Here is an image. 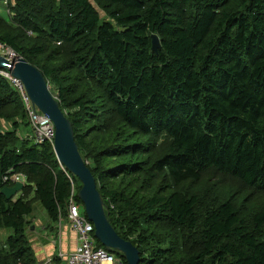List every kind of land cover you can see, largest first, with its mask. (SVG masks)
Returning a JSON list of instances; mask_svg holds the SVG:
<instances>
[{"label":"trees","instance_id":"16d2710c","mask_svg":"<svg viewBox=\"0 0 264 264\" xmlns=\"http://www.w3.org/2000/svg\"><path fill=\"white\" fill-rule=\"evenodd\" d=\"M14 2L0 42L49 82L140 264H264V209L173 189L214 172L264 194V0ZM27 123L0 74V264H40L34 205L59 224L77 185L52 146L19 137ZM10 172L27 183L9 200Z\"/></svg>","mask_w":264,"mask_h":264},{"label":"water","instance_id":"95a60500","mask_svg":"<svg viewBox=\"0 0 264 264\" xmlns=\"http://www.w3.org/2000/svg\"><path fill=\"white\" fill-rule=\"evenodd\" d=\"M152 40V50L158 53L161 49L159 36L153 35ZM0 71L8 72L13 78L19 79L25 85L35 109L53 122L56 129L54 153L58 162L81 181L82 187L77 196L84 205L86 216L95 226L97 241L109 252L122 255L127 264H140L138 248L130 241L121 238L111 225L96 179L76 144L73 125L51 93L49 82L43 73L21 56L9 60L1 55ZM24 188L25 184L17 183L13 187L2 189L1 194L10 200Z\"/></svg>","mask_w":264,"mask_h":264},{"label":"built area","instance_id":"2783aa9c","mask_svg":"<svg viewBox=\"0 0 264 264\" xmlns=\"http://www.w3.org/2000/svg\"><path fill=\"white\" fill-rule=\"evenodd\" d=\"M0 55L10 60L20 57L2 42H0ZM0 74L9 80L12 87L20 96L26 119L32 128V135L30 138L36 145H50L54 147L56 129L53 122L35 109L25 85L19 79L13 78L10 73L5 71H0ZM59 165L66 174H70L61 163H59ZM70 181L72 183V191L68 203L67 218L70 229L76 235L77 246L70 253L60 252L57 258L65 259L67 264H124L122 257L109 252L106 248L100 247L97 244L95 226L84 213L81 214V207L76 199V184L71 177ZM4 183L8 184L7 187H13L17 183L26 185L27 177L22 173L15 174L10 172L4 177ZM62 221V218H60L58 222L59 225L62 224ZM52 261L53 259L51 258L45 263L51 264Z\"/></svg>","mask_w":264,"mask_h":264},{"label":"rangeland","instance_id":"374dc122","mask_svg":"<svg viewBox=\"0 0 264 264\" xmlns=\"http://www.w3.org/2000/svg\"><path fill=\"white\" fill-rule=\"evenodd\" d=\"M12 125L13 124L11 122V125L9 127H11ZM2 126L8 127V125H6L5 123H2ZM23 126L29 127L28 123ZM19 134L21 135L19 137L30 136V135L24 136L22 133H19ZM80 185H81V181L77 178V185L75 186L76 191H78V187H80ZM173 189L179 190V191L187 190L192 194H201L203 196L209 195V194L212 196L217 195L220 198H223L224 196L228 198L230 196V193H232L233 195L232 198L234 199V201H237L239 205H243L244 206L243 208L246 211L252 212V211H255V209L256 210L264 209V194L256 193V194H252V196L247 195L246 197H244L245 193L251 192L250 189H248L247 187H245L243 184H241L239 181L235 179H232L230 177L220 176L214 172L213 173L210 172L206 174L205 177L202 179V181H200L199 183H195L192 185L185 183L179 187H174ZM80 207H81L80 212L81 214H83L85 211L84 205L80 204ZM47 219L48 217H47L46 212L41 208V206H39L38 203H36L34 205V212L32 216L29 217V221L32 224V228L30 229V237H31L30 239H32L34 243L35 250L37 246L40 245L41 243L43 244L47 243V238L45 236H41L44 230V228H42V224H44V222H46ZM49 235L54 236L52 233H50ZM1 236H2V243H3L7 237L6 231H2ZM46 261L47 259L43 261L42 263L40 262V264H44ZM63 263L64 262L62 261L61 264Z\"/></svg>","mask_w":264,"mask_h":264},{"label":"crops","instance_id":"0c3cea01","mask_svg":"<svg viewBox=\"0 0 264 264\" xmlns=\"http://www.w3.org/2000/svg\"><path fill=\"white\" fill-rule=\"evenodd\" d=\"M14 4V0H0V18H3L5 20H11L13 17V13L10 10V5ZM18 133H22L24 136L31 135V126H21L18 130ZM19 136L21 135L19 134ZM47 217V221L42 224V228H44V230L43 234H41V236H45L47 238V243H41L36 248V253L39 262L42 263L46 259L48 261L49 259L53 258V264H61L62 261L64 262L63 264H67V261L65 259H59L57 258V256L60 252L70 253L76 248V235L70 229L68 218H65L62 221V224L59 225L53 224L48 215ZM50 233H52L54 236L49 235Z\"/></svg>","mask_w":264,"mask_h":264}]
</instances>
